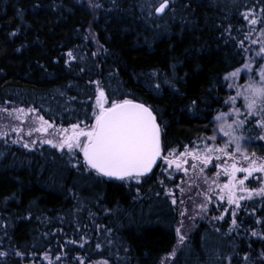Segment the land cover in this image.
Instances as JSON below:
<instances>
[{
	"label": "trees",
	"instance_id": "obj_1",
	"mask_svg": "<svg viewBox=\"0 0 264 264\" xmlns=\"http://www.w3.org/2000/svg\"><path fill=\"white\" fill-rule=\"evenodd\" d=\"M162 2L0 0V106L36 109L60 126L91 125L98 94L91 82L98 81L109 103L127 98L153 108L165 155L204 147L202 140L222 146L228 137L214 117L236 119L228 98L243 90L228 85L259 80L256 69L264 65L256 58L264 23L248 22L264 21V0H169L157 13ZM241 40L251 51H241ZM248 57L252 68L244 70ZM237 68L235 81L225 80ZM235 107L246 115L243 96ZM238 134L249 153L264 157L259 126L249 123ZM162 163L139 181L112 179L89 169L78 150L72 157L47 143L25 147L0 137V252L7 253L0 264L45 254L70 264H264V214L258 221L245 213L238 233L226 221L200 220L178 243L181 212Z\"/></svg>",
	"mask_w": 264,
	"mask_h": 264
},
{
	"label": "snow or ice",
	"instance_id": "obj_2",
	"mask_svg": "<svg viewBox=\"0 0 264 264\" xmlns=\"http://www.w3.org/2000/svg\"><path fill=\"white\" fill-rule=\"evenodd\" d=\"M168 6L169 0H163L155 8V11L163 13ZM261 13L264 15V9H261ZM242 15L245 19H248L249 16L253 15V9L250 8L247 13ZM248 22L252 25L258 22L264 23V21H258L255 17L248 20ZM261 33L264 35V29H261ZM12 35H15V33H12ZM239 44L241 45V51H251V49L243 48V40L239 41ZM67 56L72 60L76 59L72 51H69ZM256 58L264 59V47L256 52ZM253 59V57H248V61L243 64L244 70L252 68ZM256 71L259 73V80H255L250 76L246 86L228 85L229 88L237 87L243 90H238L236 96L228 98L229 101L233 102L231 113L235 115L236 119L229 123L225 119L229 113L224 112H220L214 117L215 120L221 121L218 126L219 132L228 137V140L222 146L210 145L206 140H202L203 149L196 148L190 151L186 145L184 151L180 152L178 156L176 155V149L173 148L167 149V155H165V147L161 139V125L157 122V116L153 108L137 102V100L127 98L113 99L109 103V97L105 90L99 87L98 81L91 82L96 84L99 92L95 96V108L91 117L94 123L91 125L84 124V127H81L83 123L81 121L71 124L68 128L60 127L57 131L62 139L58 143H54L53 140H46L44 143L53 145L61 151L67 149L72 157H75L78 150L83 154V162L89 169H94L104 176L116 177L121 180L135 179L139 181L142 176L153 171L158 161L166 163L168 167L174 165L177 170L187 173L188 168L183 167V165L188 164V160H181V157L190 156L197 162L191 165L193 170L199 167L200 173H203L205 167L212 164L213 167L219 169L214 173L215 177L219 178L222 174L228 177L225 183L219 184L217 179H212L211 183L220 188V201H226L229 206L234 205L235 209H239L242 200H251L254 196L264 199V157H258L254 152L249 153V150L243 147L246 138L242 134H238V130L249 123L259 126L261 132L264 133V65H260ZM240 72V68L229 72L226 74L225 80L232 79L235 81ZM156 87L159 88V86ZM241 96L244 98L246 115L241 112L240 108L235 107V101ZM227 102L225 101V103ZM0 111L7 112L8 109H0ZM11 111L17 119H26L28 113L37 110L13 108ZM242 115L243 118H241ZM249 117L252 119L249 120ZM38 120L39 126L30 129L29 135L32 134L33 130L47 132L49 128L53 127V124L43 116H39ZM19 130L17 129V131ZM6 135L7 133L0 132V137ZM208 139L215 141L216 136L213 135ZM255 139L264 141V135ZM247 140L252 142L253 138L249 137ZM24 146L29 147L30 145L25 143ZM31 146H35L34 143ZM230 147H234L235 150L229 151ZM214 153L220 155L214 157ZM221 156L227 157L231 163H216L221 160ZM241 162H246L247 166H241ZM201 164L203 166H200ZM163 170L167 171V168ZM238 173H244L245 175L240 178L237 175ZM250 177L259 184V187L249 188L246 186V181ZM205 182H208L207 178ZM213 190L210 188V191ZM181 191L183 190L181 189ZM237 193H240V195ZM205 196L209 201L212 200V197L208 196L207 193H205ZM172 203L175 204L176 200L173 199ZM200 207L205 208L206 206L202 204ZM216 207L220 208L222 205L217 204ZM235 209L231 213L233 227L238 226ZM227 212L228 208H224V214H227ZM180 214L183 215L184 213L181 212ZM217 219H223V214ZM229 230L231 231L232 228ZM176 231L179 233L180 229L177 228ZM257 234L255 230L252 231L253 236ZM184 239V236H180L178 243L182 244ZM97 247L100 246L97 245ZM16 254L23 255L19 252ZM170 255L174 256L175 251ZM0 256H7V253L0 252ZM261 256H264V252L261 253ZM45 258L47 259V254H45ZM243 258L248 259L247 254ZM228 259L230 260L231 257H228ZM104 264H107V262L105 261Z\"/></svg>",
	"mask_w": 264,
	"mask_h": 264
},
{
	"label": "rangeland",
	"instance_id": "obj_3",
	"mask_svg": "<svg viewBox=\"0 0 264 264\" xmlns=\"http://www.w3.org/2000/svg\"><path fill=\"white\" fill-rule=\"evenodd\" d=\"M85 2L89 3L90 5L93 3V0H84ZM99 94V92H98ZM97 94V95H98ZM6 107L0 106V109H5ZM8 109L7 112L0 111V132L7 133L6 136L1 137L2 139H6L9 141H19L18 143L24 145L25 143H28L30 146L34 143V145L42 144L46 140H53L54 143H58L62 137L59 135L57 129L60 127L68 128L67 126H60L56 125L52 122L53 127L49 128L47 132H37L35 130L32 131V134L29 135L30 129H35L39 126V120L38 117L41 116L38 112H32L27 114L26 119H17L16 116L12 114V109ZM81 127H84V125H81ZM17 129H20L17 131ZM29 146V147H30ZM243 147L247 148L246 145H243ZM203 149L204 147H189V150L193 149ZM184 151V150H183ZM183 151H176V155L178 156L180 152ZM220 155L219 153H214L213 156ZM260 157L259 155H257ZM174 158V157H170ZM187 159L188 164L183 165V167H187L188 171L187 173L183 172L182 170H177L175 166L168 167L166 163H162L163 169L167 168V171H164V173L167 174L169 178L172 179V183L169 186V192L172 194V199L176 200V204L180 207V212H183L184 214L181 215V221L179 222L178 228L180 229L179 237L188 236L195 227L198 225L200 220L208 219V220H215L217 217H220L223 214V217L226 215L224 214V208H228V212L231 215L232 211L235 209V206H229L226 201H220L219 200V193L220 188H218L215 184L211 183L212 179H217V183L222 184L227 182L228 177L226 175H221L219 178L215 177L214 173L217 172L219 169L216 167H213L212 164H209L205 167L204 172L200 173L199 167L195 170L191 168V165L193 163H197L192 159V157H181V160ZM231 163V161L228 160L227 157L221 156V160L216 163ZM200 166H203L202 164ZM241 166H247L246 162H241ZM238 177L242 178L244 173H238ZM207 178V183L205 182ZM253 180L251 177L248 181ZM246 181V186L249 188H256L259 187H251ZM211 189H214L213 191H210ZM181 189L183 191H181ZM205 193H207L208 196L212 197V200L209 201L207 197L205 196ZM240 195V193H237ZM257 197V196H254ZM253 197V198H254ZM183 201V203H181ZM245 201L242 200L240 203V207L243 205ZM205 205V208H201L200 205ZM222 205V207L217 208L216 205ZM239 207V208H240ZM186 209V211H185ZM238 209H235L237 212ZM232 217V216H231ZM185 240V239H184ZM168 258H164L161 262V264H167ZM27 264H70L66 263L65 261H60L57 258H51L43 257L42 259L31 262ZM72 264H104L102 261L98 262H84L79 261Z\"/></svg>",
	"mask_w": 264,
	"mask_h": 264
},
{
	"label": "flooded vegetation",
	"instance_id": "obj_4",
	"mask_svg": "<svg viewBox=\"0 0 264 264\" xmlns=\"http://www.w3.org/2000/svg\"><path fill=\"white\" fill-rule=\"evenodd\" d=\"M256 186H258V185H256ZM253 200H258L257 201V204H256V207L253 209V210H249L248 208H247V201H249V200H247V201H245L244 203H243V205L237 210V212H236V220H237V223H240L239 221H238V219H240V220H242L243 221V217L244 216H246L247 214H245V213H249V212H254V214H255V216H256V218H257V220L259 221L260 220V218H261V216L264 214V199H262V198H260V197H254V199ZM215 220H218V221H226V224H227V226H229L230 228H232V230H234L235 228H239V225L237 226V227H233L232 226V224H231V220H232V217H231V215L228 213V214H226L224 217H223V219H215ZM210 221H214V220H210ZM240 225H242V224H240ZM235 233H238L237 232V229H235V231H234Z\"/></svg>",
	"mask_w": 264,
	"mask_h": 264
},
{
	"label": "water",
	"instance_id": "obj_5",
	"mask_svg": "<svg viewBox=\"0 0 264 264\" xmlns=\"http://www.w3.org/2000/svg\"><path fill=\"white\" fill-rule=\"evenodd\" d=\"M137 102H140V103H144V102H142V101H138L137 100ZM144 104H146V103H144ZM146 105H148V104H146ZM149 106V105H148ZM157 122H158V120H157ZM155 167V166H154ZM154 169V168H153ZM149 173H147V174H145L144 176H146V175H148ZM103 175V174H102ZM107 177V176H106ZM108 178H112V179H119V178H116V177H108Z\"/></svg>",
	"mask_w": 264,
	"mask_h": 264
}]
</instances>
